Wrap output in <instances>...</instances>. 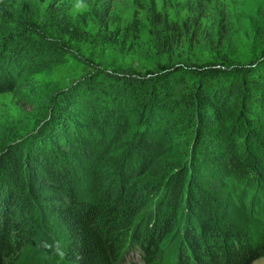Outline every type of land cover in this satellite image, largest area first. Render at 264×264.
<instances>
[{
  "label": "rangeland",
  "instance_id": "374dc122",
  "mask_svg": "<svg viewBox=\"0 0 264 264\" xmlns=\"http://www.w3.org/2000/svg\"><path fill=\"white\" fill-rule=\"evenodd\" d=\"M148 1L83 0L86 7L77 10L76 0H67L62 9L69 23L87 34L83 40L59 34L46 17L49 0H0L8 16L0 17V51L13 53L28 45L17 73L15 69V74L0 72V171L14 159L23 165L21 174L10 172L18 180L16 205L34 222L33 244L50 252L48 264H64L67 235L51 207L64 204L65 198L55 183L35 179L24 166V153L55 131L65 115L74 117L78 127L68 132L73 140L52 141L56 154L49 164L57 169L54 176L73 192L140 190L145 204L163 211L182 197L181 213L188 188L195 185L211 197L226 199L234 218L251 214L264 221V152L254 157L236 152L235 144L223 154L210 149L215 154L213 162L219 165L210 170L209 160L203 159L205 180L201 175L195 178L196 174L179 166L180 161L191 157L195 146L197 151L208 146L203 140L196 141L198 146L195 138L188 140L191 134L182 118L171 114L160 124L163 130L158 134L145 129L148 101L139 102L138 114L132 117L138 107L135 97H144L146 91L143 77L152 79L157 71L177 65L228 61L244 66L263 56L264 0H155L159 12L174 26L173 32L163 31V46H157L145 12L136 6ZM105 9L102 23L96 21ZM134 12L139 20L136 33L129 28ZM24 16L31 25L23 24ZM190 74L200 73L193 69ZM81 86L90 90L92 101L76 97ZM76 133L80 138H74ZM44 150L49 152L48 147ZM222 166L231 180H223ZM254 183L261 191L257 212L251 208ZM126 255L127 264H141L138 254L127 251ZM254 264H264V258Z\"/></svg>",
  "mask_w": 264,
  "mask_h": 264
},
{
  "label": "trees",
  "instance_id": "16d2710c",
  "mask_svg": "<svg viewBox=\"0 0 264 264\" xmlns=\"http://www.w3.org/2000/svg\"><path fill=\"white\" fill-rule=\"evenodd\" d=\"M66 1L49 0L46 17L59 34L87 40V34L67 20L62 9ZM136 6L145 12L157 46H163V31L174 30L167 15L159 12L155 0L136 2ZM106 14L107 9L96 15V21L102 23ZM0 17H8L1 8ZM22 18L25 19L23 24L31 25L29 17ZM138 26L134 12L129 28L136 33ZM24 47L13 53L0 51L1 74L5 71L17 73V64L27 54L28 45ZM193 69L200 73L199 76L190 74ZM142 81L146 91L143 89L144 97H135L138 107L132 111V117H136L139 106L148 101L144 113L145 129L160 134V124L175 114L182 118L181 123L191 134L188 140L195 138L197 146V142H206L207 148L197 151L195 146L193 155L183 158L179 164L189 173L196 174L195 178L201 175L205 180L206 175L201 171L203 159L209 160L210 170L219 165L218 161L213 162L215 154H211L210 149L223 154L227 146L235 144L236 152H247L254 157L264 152V55L244 66L228 61L193 67L169 66L154 73L152 79L143 77ZM75 94L82 101L93 100L87 87L81 86ZM75 120L65 115L55 131L51 130L47 137L34 142L24 153V166L36 176L35 179L55 183L65 198L64 204L51 207L67 235L64 264H127V251L138 254L141 264H254L264 258L263 219L251 214L234 218L226 199L211 197L195 185L188 188L185 212L181 213L178 209L182 197L172 202L170 210L163 211L145 204L144 192L140 190L123 193L115 189H87L75 193L73 188L62 185L54 176L57 169H51L49 164L56 154L52 141L73 140L68 132L78 127ZM80 136L76 133L74 138ZM46 147L50 153L44 150ZM67 157L72 161L69 155ZM15 161L0 171L4 174L0 176V264H48L50 252L33 244L34 222L26 219L23 208L16 205L19 193L16 195L14 188L18 186V180L10 172L21 174L23 165ZM222 169L223 180H231L229 172L223 166ZM254 184L251 208L257 212L255 203L261 191L260 185ZM31 188L34 187L31 185ZM35 189L39 190V187ZM188 208L190 212H187Z\"/></svg>",
  "mask_w": 264,
  "mask_h": 264
},
{
  "label": "clouds",
  "instance_id": "9594fccd",
  "mask_svg": "<svg viewBox=\"0 0 264 264\" xmlns=\"http://www.w3.org/2000/svg\"><path fill=\"white\" fill-rule=\"evenodd\" d=\"M84 7H86V5L83 4V0H76L75 8L77 10H80Z\"/></svg>",
  "mask_w": 264,
  "mask_h": 264
}]
</instances>
